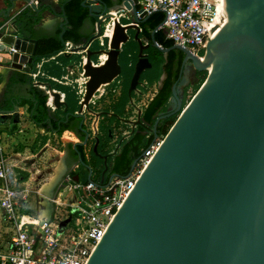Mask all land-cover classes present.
<instances>
[{
	"label": "water",
	"instance_id": "1",
	"mask_svg": "<svg viewBox=\"0 0 264 264\" xmlns=\"http://www.w3.org/2000/svg\"><path fill=\"white\" fill-rule=\"evenodd\" d=\"M9 1L10 6L0 10L4 19L17 8V0ZM98 1L93 7L85 0L82 5L97 17L115 16L103 0ZM138 3L123 0L129 17L115 21L107 49L76 48L86 50L82 70L88 78L78 113L81 127L83 110L93 112L91 102L98 90L123 74L121 56L131 39L138 49L127 51L126 66L133 67L130 97L146 72L156 66L150 47L165 56L172 50L185 54L168 109L160 111L153 124L155 138L164 119L179 116L87 264H264V0H218L223 29L212 27L213 38L203 59L188 48L159 44L155 38L158 28L151 32V41H144L141 24L150 14ZM31 8L42 11L35 3ZM102 20L98 19V33L93 38L100 35ZM9 23L14 29L1 35L0 51L14 47L11 66L33 73L41 58L38 40L20 32L18 18ZM103 54L106 60L94 63ZM187 61L192 68L187 64L184 72ZM191 69L207 72V77L184 107L183 89ZM48 87L56 108L65 106L67 110L61 93ZM4 112L0 110V114ZM136 123H143L141 115ZM82 129V143L86 144L90 133ZM99 142L97 137L96 152ZM79 159L85 163L81 155Z\"/></svg>",
	"mask_w": 264,
	"mask_h": 264
},
{
	"label": "crops",
	"instance_id": "2",
	"mask_svg": "<svg viewBox=\"0 0 264 264\" xmlns=\"http://www.w3.org/2000/svg\"><path fill=\"white\" fill-rule=\"evenodd\" d=\"M69 1L71 0H37V5L42 9L40 12L41 19L37 24V28L52 33L62 24H67L68 21L65 19V5ZM114 1V6L110 7L113 9L111 12L117 13L121 18H127L129 12L125 10L123 0ZM15 3L17 8L12 11L9 18L4 19L0 17V37L3 34L12 32L14 28L9 22L14 18H18L20 14L29 9L26 7V2L23 0H17ZM10 4L9 0H0V10L7 9ZM120 7H122V9H119ZM30 9L32 8L30 7ZM90 14L98 19L91 11ZM88 26L89 24H86L85 29ZM94 35L95 34L84 44L76 46L87 45L89 41H91L92 44L89 46L90 49L97 47L96 43H98L99 48H101V40H95L93 38ZM140 36L144 41L148 39L143 35L142 31ZM148 40L151 41V39ZM133 41L135 44L132 43V45H136L135 50H137L138 44L134 39ZM128 43H131V40L126 44ZM12 53L13 52H10V50L4 52L0 51V110L5 111L0 114V153L5 160L6 180L8 184L14 188L21 189L23 193L26 191L25 194L28 196V201L31 199L32 195V202L35 203V210L33 212L31 210L30 212L28 210L30 206H28V209H25L24 212L36 216L41 206L38 204L40 200L43 203L41 210L43 211V209H45V212L51 213L54 209L52 199L55 198L56 200L58 198V200L62 199V201L66 203H71L79 199V197L85 193L83 190L74 188L69 189V187L66 186L72 187L78 183L85 184L90 181V178L98 184H106L112 174H115L111 173L115 155L119 154L122 144L142 125V123H136V120L140 115L141 118H143V113L147 105L161 88V76L158 74L157 77H153L154 71H156V69H161V66L157 65L146 72L142 83L138 86V89L134 91L132 97L129 95L131 77L127 84L124 80V75L130 70H124L123 74L111 84L103 85L91 102V109L93 112H90L87 108L83 110L86 117L92 119L95 127V132L90 135L88 142L83 144L82 142L85 137L82 139L76 131L64 130L61 134H58L57 130L36 125L32 120V111H30L28 104L14 106L15 101L10 98V95L15 94V90L19 87L20 77L25 75L26 77H30L31 81L32 77L31 72H25L11 66ZM124 55L125 54H122L121 56V62L125 60L124 58H127L125 57L126 55ZM84 60H86V50L76 49L71 55L58 53L51 57H43L38 61L34 72L37 73L38 80L41 79L42 81H39L43 84L37 87L48 94L47 104L50 108V120L61 119V121L65 123L68 122L72 108L75 109L74 114L78 116V118H81L78 115L81 108V95L78 93L77 88L65 84L64 82L66 78L80 80L84 74L80 63ZM105 60L106 55L103 54L98 56V58L94 60V63L100 64ZM126 64L127 61L124 63V68ZM160 72L162 73V70H160L159 73ZM48 85H51L55 90L59 91L61 93V100L65 102H67V94L64 90H70V93L73 95L71 94L69 105L67 103V110L65 106L56 108L53 97L48 91ZM167 109L168 105L165 110ZM68 113H70V115L67 119ZM82 127L88 129L85 123ZM38 135H45L46 137H49L48 135H53L57 137L60 143H62L63 150L60 151V160L58 164L52 168L51 172L43 179L41 186L35 189L34 187L29 188L28 186H22L26 185L25 183H27V180L36 179L38 176L37 172L40 171L37 170L31 173L33 171H31L29 165H27L28 163L25 157L26 152H23V150L27 151L30 149V147L26 145H33L29 144L27 139L29 137H37ZM97 137H99L100 142L96 152L94 147ZM23 143L25 144L23 145ZM77 145L84 146L86 161H83L90 165V167L80 161L79 155L81 154L76 155V159L73 157L72 152H76ZM50 150L51 149L48 148L47 151L49 152ZM106 155L107 158H105ZM63 181H66L67 184L60 187ZM66 193L67 197L63 199V195ZM0 227V236L5 235V228L1 226V224ZM2 228H4V230H2ZM1 240L0 238V241Z\"/></svg>",
	"mask_w": 264,
	"mask_h": 264
},
{
	"label": "built area",
	"instance_id": "3",
	"mask_svg": "<svg viewBox=\"0 0 264 264\" xmlns=\"http://www.w3.org/2000/svg\"><path fill=\"white\" fill-rule=\"evenodd\" d=\"M85 1L91 7L99 3L98 0ZM31 3L37 4V0L26 2V7L30 8ZM138 5L150 15L155 12L164 13V20L158 29L164 30L173 44L188 48L201 59L204 58L213 38L212 27L218 25L215 20L216 0H139ZM114 15L112 18H106L104 14L98 16V19H103L102 30L94 39L101 40V48H108L115 21L121 18L117 13ZM97 33L96 22L94 34ZM104 38L108 40L106 44ZM91 44L89 41L87 48ZM77 47L66 42L59 54L71 55ZM8 50L15 52L14 47H8ZM84 62L85 60L81 61L80 65ZM31 77L35 86H42L39 80H34L37 73H31ZM87 80L83 74L80 80L66 78L64 83L77 88L83 100ZM84 119L91 135L95 132L93 121L90 118L91 125L88 126L86 115ZM162 141L161 136H157L127 176L112 174L106 184L90 180L85 184L66 186L85 193L71 203L58 198L52 199L54 209L51 213L41 210L43 203L40 200L38 204L41 206L36 216L24 212L28 209L26 191L23 193L21 189L8 184L5 160L0 153V224L5 228V235L0 236V264H87L116 212ZM66 197L67 193L63 195V199Z\"/></svg>",
	"mask_w": 264,
	"mask_h": 264
},
{
	"label": "trees",
	"instance_id": "4",
	"mask_svg": "<svg viewBox=\"0 0 264 264\" xmlns=\"http://www.w3.org/2000/svg\"><path fill=\"white\" fill-rule=\"evenodd\" d=\"M103 1L108 7H112L115 4L114 0ZM65 12V19L68 23L57 27L52 33L37 28V24L41 19L40 13H36L29 8L18 16L20 32L23 35L38 40L37 54L39 57H51L60 53L64 49L67 41H71L75 45L84 44L95 33L98 19L91 16L89 9L82 5V0H71L67 2L65 5ZM164 17L165 15L162 12L151 14L150 17L141 24L143 35L151 39V32L158 28L164 20ZM86 24H89V26L85 29ZM155 38L158 43L164 47L173 45V41L167 38L165 31L162 29L156 31ZM96 46L97 47H94V49L99 48L98 43H96ZM133 50L135 49H126V57L127 51L131 52ZM150 54L156 65L165 61L163 53L154 47H151ZM175 56V51H172L171 54L169 53L166 65L168 77L157 94L147 105L143 113V124L122 144L119 154L115 155L111 173L127 176L131 171L133 162L142 155L144 150L148 148L155 139V132L152 130L153 124L160 111L166 109L168 101L172 96V87L179 76L181 62L180 60L175 62ZM64 91L67 94L66 101L69 105L72 93H70L69 89ZM10 98L15 101L14 106L29 105L30 111H32V120L36 125L57 130L58 134H61L64 130H73L76 131L82 139L85 137V133L81 127V118H78V116L74 114L75 109L72 108V110L70 109L71 111L69 110L71 116L66 123L61 121V119H49L50 108L47 104L48 94L41 88L35 86L30 77H26L25 75L20 77L19 87L15 90V94L10 95ZM170 121L171 118H166L160 123L157 130L158 136L166 132V127ZM72 154L75 159L77 158L76 155L81 154L83 160L86 161L83 145H77L76 152H72ZM66 184V181H63L60 187Z\"/></svg>",
	"mask_w": 264,
	"mask_h": 264
},
{
	"label": "rangeland",
	"instance_id": "5",
	"mask_svg": "<svg viewBox=\"0 0 264 264\" xmlns=\"http://www.w3.org/2000/svg\"><path fill=\"white\" fill-rule=\"evenodd\" d=\"M128 17L129 16H127V18ZM107 41H108L107 38H104L105 44L107 43ZM132 43H134L133 39H131V43L124 45V50L130 49V48L135 49L136 45H134L135 43L132 45ZM124 59L125 60H122L123 64L125 63V61H127V58H124ZM134 60H135V57H134ZM124 70H130L128 71L127 74L124 75V80L127 84L129 78L131 77L133 73V67L127 69V66L125 65ZM160 70L161 69H156V71H154V75H153L154 78L157 77L158 74L160 75L161 73V72L159 73ZM187 76H188L189 81L183 89L184 90V101H183L184 107L191 101L193 96L197 93V91L200 89V87L204 83L207 77V72H193V74L192 73L190 74V72H188ZM34 80H38V76L35 77ZM39 80L42 81L41 79ZM178 116L179 114H174L172 117H170L171 121L166 127L167 128L166 132L161 135L162 140L167 135L168 131L170 130V128L172 127V125L174 124ZM86 122L88 126L91 125L89 117L86 119ZM48 136L49 137H46L45 135H42V136L38 135L37 137H29L27 139L29 144H33L32 146L26 145L30 147L29 150L27 151L23 150V152L24 151L26 152L25 157L27 159V163H28L27 165H29L30 170L33 171L31 173H34L37 170H40V171L37 172L38 176L36 179L27 180V183H25L26 185H22V186H28L29 188L34 187L35 189H38L41 186L43 179H45L48 173L51 172V169L54 168L58 164V161L60 160V151L63 150L62 143H60L57 137L53 135H48ZM24 144L25 143H23V145ZM48 148L51 149L49 152L47 151ZM32 201H33V198L31 195V199L28 202H26V205L30 206L29 207L30 209H28L30 212L31 210L32 212L35 210V206H34L35 203H33ZM2 230H4V228H2Z\"/></svg>",
	"mask_w": 264,
	"mask_h": 264
},
{
	"label": "flooded vegetation",
	"instance_id": "6",
	"mask_svg": "<svg viewBox=\"0 0 264 264\" xmlns=\"http://www.w3.org/2000/svg\"><path fill=\"white\" fill-rule=\"evenodd\" d=\"M150 49H151V47L148 49V51L150 52ZM147 51V52H148ZM172 51H175L176 52V56H175V62H177V61H179L180 60V70H179V76H178V78H177V80H176V82L179 80V78H180V72H181V69H182V66H183V62H184V58H185V54L183 53V52H181V51H179V50H172ZM172 51H170L169 53L171 54V52ZM169 53L167 54V56H165L164 55V53H163V57L165 58V61L164 62H162V63H160V64H158V66H161V70H162V73L160 74V76H161V78H162V76L163 75H165V78H164V81L166 80V78L168 77V72H167V70H166V65H167V62H168V55H169ZM190 65L191 66V64H190V61H187L186 62V64H185V67H184V72L186 71L185 69H187V66L186 65ZM157 66V65H156ZM191 68H192V66H191ZM190 72V74L192 73L193 74V72H195L194 70H190L189 71ZM132 75H133V73H132ZM131 78H132V76H131ZM131 78H130V82H131ZM164 81H163V83H164ZM175 82V83H176ZM162 83V84H163ZM174 83V84H175ZM141 124V123H140ZM143 124V123H142Z\"/></svg>",
	"mask_w": 264,
	"mask_h": 264
},
{
	"label": "bare ground",
	"instance_id": "7",
	"mask_svg": "<svg viewBox=\"0 0 264 264\" xmlns=\"http://www.w3.org/2000/svg\"><path fill=\"white\" fill-rule=\"evenodd\" d=\"M218 0H216V22L218 23V26L220 27V30H222V26H221V20H220V15H219V10H218ZM112 14H115V12H113ZM213 66L210 65L209 66V70H212ZM58 171V170H57ZM59 173V172H58Z\"/></svg>",
	"mask_w": 264,
	"mask_h": 264
}]
</instances>
